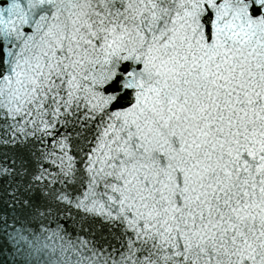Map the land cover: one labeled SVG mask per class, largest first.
Returning a JSON list of instances; mask_svg holds the SVG:
<instances>
[{"label":"snow or ice","instance_id":"1","mask_svg":"<svg viewBox=\"0 0 264 264\" xmlns=\"http://www.w3.org/2000/svg\"><path fill=\"white\" fill-rule=\"evenodd\" d=\"M0 264H264V0H0Z\"/></svg>","mask_w":264,"mask_h":264}]
</instances>
